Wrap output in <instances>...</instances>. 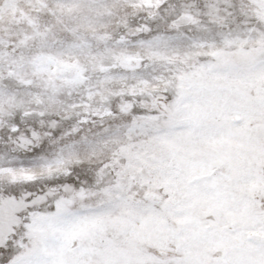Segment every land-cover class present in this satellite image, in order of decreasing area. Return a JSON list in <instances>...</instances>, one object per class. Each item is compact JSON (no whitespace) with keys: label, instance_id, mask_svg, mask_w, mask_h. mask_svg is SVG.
I'll return each instance as SVG.
<instances>
[{"label":"snow or ice","instance_id":"1","mask_svg":"<svg viewBox=\"0 0 264 264\" xmlns=\"http://www.w3.org/2000/svg\"><path fill=\"white\" fill-rule=\"evenodd\" d=\"M0 264H264V0H0Z\"/></svg>","mask_w":264,"mask_h":264}]
</instances>
